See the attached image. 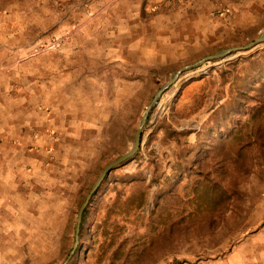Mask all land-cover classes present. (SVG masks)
<instances>
[{
  "label": "rangeland",
  "instance_id": "rangeland-1",
  "mask_svg": "<svg viewBox=\"0 0 264 264\" xmlns=\"http://www.w3.org/2000/svg\"><path fill=\"white\" fill-rule=\"evenodd\" d=\"M0 33L22 62L45 67L54 98L62 80L77 86L78 49L96 54L99 80H131L94 150L61 151L48 168L0 155V264H62L86 195L130 149L156 91L180 67L264 33V0H0ZM120 38L159 63L100 71ZM80 225L67 264H264V41L166 88L139 150L106 174Z\"/></svg>",
  "mask_w": 264,
  "mask_h": 264
},
{
  "label": "crops",
  "instance_id": "crops-1",
  "mask_svg": "<svg viewBox=\"0 0 264 264\" xmlns=\"http://www.w3.org/2000/svg\"><path fill=\"white\" fill-rule=\"evenodd\" d=\"M3 42L0 33V155L10 159L9 165L16 168L27 164L48 168L61 151L77 154L94 150L91 146L96 147L102 129L109 126L110 109L115 113L117 99L131 96L127 92L131 80L117 75L111 77L112 83L106 76L99 80L96 54H89L90 49H78L83 58L78 63L82 74L78 75L77 86L69 90V80H62L60 92L55 94L59 96L54 98V83L46 78L45 67L22 62L21 48H6ZM115 46L114 55H100L102 62H106V56L111 62L100 63V71L104 66L103 70L114 68L116 73L134 68L145 72L150 64L159 63L149 49L136 50L134 42L127 38L117 39ZM144 87H148L147 81Z\"/></svg>",
  "mask_w": 264,
  "mask_h": 264
},
{
  "label": "water",
  "instance_id": "water-1",
  "mask_svg": "<svg viewBox=\"0 0 264 264\" xmlns=\"http://www.w3.org/2000/svg\"><path fill=\"white\" fill-rule=\"evenodd\" d=\"M264 41V33H262L261 35H259L255 40L250 41L248 43H245L243 45H239V46H234V47H229L226 49H222L219 51H216L213 54L210 55H206L196 61H194L193 63L184 65L182 67H180L169 79V81H167L164 85H162L154 94L153 99L151 100V102L145 107L140 121H139V125L136 129L135 135H134V139H133V144L130 147V149L125 152L124 154L120 155L119 157H117L114 161L110 162L109 164H107L103 170L101 171L100 175L98 176V178L96 179V181L94 182L93 186L91 187V189L89 190L88 194L86 195L79 211H78V215H77V223H76V235H75V241L73 244L72 249L69 251L68 255L66 256L65 260L63 261L62 264H67L69 262V260L71 259L76 246L78 244V232H79V228H80V223H81V219H82V213L85 209V207L87 206L90 198L92 197V195L97 191V189L99 188V186L101 185L102 181L104 180L106 174L115 166L121 164L122 162L130 159L131 157H133L135 155V153L139 150L140 145H141V137H142V131L146 125V121L147 118L149 116V113L153 107V105L155 104V102L159 99V97L162 95V93L165 91L166 88H168L170 85L174 84L180 77V75L186 71L192 70L193 68H196L206 62L209 61H214L223 57H226L228 55H230L231 53L234 52H241V51H246L251 49L252 47L256 46L258 43L263 42Z\"/></svg>",
  "mask_w": 264,
  "mask_h": 264
},
{
  "label": "trees",
  "instance_id": "trees-1",
  "mask_svg": "<svg viewBox=\"0 0 264 264\" xmlns=\"http://www.w3.org/2000/svg\"><path fill=\"white\" fill-rule=\"evenodd\" d=\"M240 101H242L240 98H238V102H240ZM243 101H245V102H243ZM243 101L241 102V104L244 106V105H246L247 106V103H248V100H247V98H243ZM252 111H253V108L252 107H249ZM141 139H142V137H141ZM199 175H200V177H203L204 178V180H207L208 179V175H206L207 173H204V172H199L198 173ZM203 183V182H202ZM202 183L200 184V185H202ZM96 194V192L92 195V197L90 198V200L93 198V196ZM90 200H89V202H90ZM88 202V203H89ZM87 206H88V204H87ZM86 206V207H87ZM86 207H85V209H86ZM85 209H84V211H85ZM84 211H83V213H84ZM83 213H82V217H83ZM80 227H81V225H80ZM80 229V228H79Z\"/></svg>",
  "mask_w": 264,
  "mask_h": 264
}]
</instances>
